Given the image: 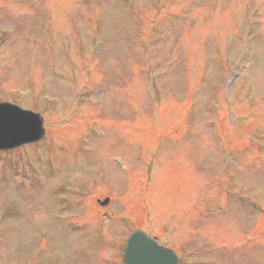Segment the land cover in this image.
Returning <instances> with one entry per match:
<instances>
[{
	"label": "rangeland",
	"instance_id": "374dc122",
	"mask_svg": "<svg viewBox=\"0 0 264 264\" xmlns=\"http://www.w3.org/2000/svg\"><path fill=\"white\" fill-rule=\"evenodd\" d=\"M133 1L0 0V100L48 132L0 152V264H120L138 227L181 264H264V0Z\"/></svg>",
	"mask_w": 264,
	"mask_h": 264
},
{
	"label": "water",
	"instance_id": "95a60500",
	"mask_svg": "<svg viewBox=\"0 0 264 264\" xmlns=\"http://www.w3.org/2000/svg\"><path fill=\"white\" fill-rule=\"evenodd\" d=\"M43 118L9 103H0V148L33 142L44 136ZM125 264H176L175 254L137 230L125 250Z\"/></svg>",
	"mask_w": 264,
	"mask_h": 264
}]
</instances>
